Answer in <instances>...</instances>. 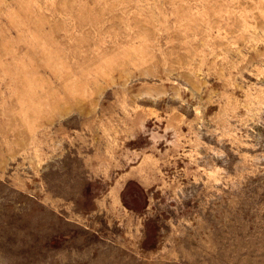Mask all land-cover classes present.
Returning <instances> with one entry per match:
<instances>
[{
  "label": "rangeland",
  "instance_id": "obj_1",
  "mask_svg": "<svg viewBox=\"0 0 264 264\" xmlns=\"http://www.w3.org/2000/svg\"><path fill=\"white\" fill-rule=\"evenodd\" d=\"M0 264H264V0H0Z\"/></svg>",
  "mask_w": 264,
  "mask_h": 264
}]
</instances>
